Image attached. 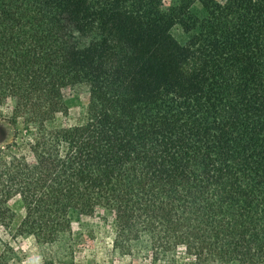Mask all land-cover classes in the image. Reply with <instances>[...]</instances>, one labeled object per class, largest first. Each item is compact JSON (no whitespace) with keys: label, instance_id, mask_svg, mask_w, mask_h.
<instances>
[{"label":"trees","instance_id":"obj_1","mask_svg":"<svg viewBox=\"0 0 264 264\" xmlns=\"http://www.w3.org/2000/svg\"><path fill=\"white\" fill-rule=\"evenodd\" d=\"M162 3L0 0V106L15 102L0 225L18 193L22 230L45 241L106 208L124 248L147 235L155 257L187 245L200 261L264 264V0H182L175 17ZM81 83L86 123L31 137V159L13 151L20 119L43 131Z\"/></svg>","mask_w":264,"mask_h":264},{"label":"rangeland","instance_id":"obj_2","mask_svg":"<svg viewBox=\"0 0 264 264\" xmlns=\"http://www.w3.org/2000/svg\"><path fill=\"white\" fill-rule=\"evenodd\" d=\"M224 3L227 0H216ZM182 0H163L161 13L175 17ZM193 13L203 18L206 12L197 3ZM173 34L182 43L191 36L180 25L175 26ZM63 101L67 112H59L46 128H26L20 119V130L25 139H16L13 151L27 154L31 137L47 136L51 130H58L85 124L90 103V88L86 84L71 85L63 89ZM15 112V102L9 98L0 106V150L14 141L13 126L8 121ZM12 216L7 225H0V256L2 264H236L218 261H200L187 245H180L166 254L155 257L147 235H141L124 248L118 236L113 212L98 208L93 214L72 213L71 230L64 232L54 241H45L38 236L22 230L25 205L18 193L5 199ZM156 260V261H155Z\"/></svg>","mask_w":264,"mask_h":264}]
</instances>
